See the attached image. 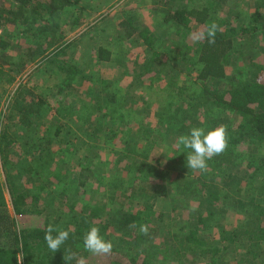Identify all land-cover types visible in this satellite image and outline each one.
Returning <instances> with one entry per match:
<instances>
[{
    "label": "rangeland",
    "instance_id": "1",
    "mask_svg": "<svg viewBox=\"0 0 264 264\" xmlns=\"http://www.w3.org/2000/svg\"><path fill=\"white\" fill-rule=\"evenodd\" d=\"M72 1L76 3L74 7L50 17L42 15L40 19L33 18L27 10L17 11L7 1L2 7L6 13L3 17L14 22L0 28V133H8V142L16 136L15 144H8L14 153L10 154L13 156L7 168L15 184L26 186L31 193H37L43 182L54 181L40 192L37 212L26 216L27 226L54 222L62 225L67 221L64 216L70 206H74L76 215L86 208L103 206L104 213L119 206L137 211L139 204L151 203L149 197L159 193L153 205L156 215L161 217L152 240L154 245L165 244L167 237L182 234V228L197 210V203L190 196L179 194L177 175L184 174L182 168L190 179L201 177L203 172L187 167V153L175 147L180 136L175 128L160 129L162 111L175 110L174 104L180 97L186 103H201L194 112L186 113L188 108L179 102L182 107L178 117L192 115L194 120L188 122L184 134L193 127L227 129L239 122L236 115L204 104L201 86L195 82L199 69L197 29L193 28L182 39L174 34L176 30L169 23L163 22L166 9H199L208 0ZM257 3V0H243L230 11L220 10L217 16L240 27L246 25ZM260 8L264 16V8ZM130 17L137 18L138 25L148 27L154 34V49L159 54L156 59L150 60V50L137 36L125 39L119 23ZM41 45L44 52H40ZM99 48L111 52L110 62L97 60ZM234 51V73L247 75L253 71V65L255 70L258 65L264 67V29L241 34L234 43ZM101 81L109 87L103 88ZM179 89H185V93L181 94ZM19 90L27 97L42 96L47 100L43 112L34 115L27 127L14 122L7 111ZM245 149L247 153L262 152L250 144L241 145V150ZM34 165L43 172H34L31 183L25 173ZM82 169L89 170L90 177L78 189L76 178ZM156 171L161 175L150 178ZM244 171L251 172L246 162L237 167L235 175L244 180ZM58 173L66 175L52 180ZM206 173L211 174V170L207 168ZM219 180L217 177L216 182ZM0 182L5 184L1 165ZM112 186L118 189L113 190ZM130 187L137 191L134 195L126 191ZM231 189L234 191L235 187L232 185ZM5 200L11 209L6 189ZM30 203L31 200L28 208ZM215 206L218 212L200 228L199 235L223 246L226 244L220 243L219 227L232 232L241 226L246 215L229 204ZM91 222L99 226L104 219ZM104 238L114 243L120 234L109 228L104 231ZM229 247L223 257L224 264H237L236 255H243V250ZM125 258L120 251L109 255L90 253L82 262L111 264L115 260L125 262Z\"/></svg>",
    "mask_w": 264,
    "mask_h": 264
},
{
    "label": "trees",
    "instance_id": "2",
    "mask_svg": "<svg viewBox=\"0 0 264 264\" xmlns=\"http://www.w3.org/2000/svg\"><path fill=\"white\" fill-rule=\"evenodd\" d=\"M6 1L11 3L17 11L27 10L33 18L37 17V19H40L42 15L49 17L56 15L76 4L72 0ZM6 1L0 0V28L14 23L10 18L3 17L6 13L3 12L2 7L6 5L4 3ZM241 1L243 0H208L206 6L199 9L175 7L166 9L168 11L163 18V22L169 23L176 30L174 34L183 37L182 39H186L193 28L197 29V35L200 37L201 33L206 34L207 27L211 23L215 22L219 26L214 43L210 44L206 38H199V45L196 48V65L199 69H197L195 82L201 86L205 105L209 104L218 111H228L239 118L237 125L226 129L228 146L225 151L210 160L208 168L211 174L203 172L201 177L190 179L182 168L184 174L177 175L176 187L179 194L188 195L197 203V210L187 220L185 228H182V234L167 237L163 241L166 242L165 244L154 245L152 238L157 230L155 225L161 217V214L156 215L154 211L153 202L159 195L155 193L156 196L152 194L149 197L151 203L139 204L137 211L125 210L124 207L119 206L104 213L103 206V208H86L85 212L76 215L74 206H70L68 213L64 216L67 221L62 225L60 222L53 224L60 230L68 231L69 238L60 250L55 253L50 252L44 239L49 224L27 226L26 216L37 212L35 209L39 206L40 192L48 183L52 186L54 181L43 182V186L36 189L37 193L27 191L26 186L16 185L7 168L13 156L10 154L14 153L9 150L8 144H15L16 136L14 135L8 142V133L2 135L0 133V165L5 176V184L0 182V264H17L16 256L20 252L24 255L23 264H83L82 259L90 254L84 249L83 237L92 226L100 230L103 238L104 231L109 228L120 234V238L112 242L115 245L112 251H120L126 257V261L115 260L111 264H199L200 262L224 264L223 257L229 251V246L243 250V255H236L237 264H264V67L258 65L255 70L253 65V71L247 75L242 72L234 73L232 69L234 43L237 38L241 34L252 31L256 33L264 29V16L260 8H264V1L257 0L255 12L249 15L246 25L240 27L223 21L217 16L220 10L230 11ZM119 28L125 39L137 36L142 41L151 52L150 60L159 56L154 49L156 42L154 34L148 27L138 25L137 18L130 17L120 21ZM42 46H40V52L45 51L42 50ZM96 58L99 62H109L111 52L108 49L99 48ZM144 70L143 73H146L148 67ZM208 82L212 85L207 86ZM101 85L105 89L109 87L105 81H101ZM179 91L181 94L185 93V89H179ZM36 98L30 95L27 97L20 90L15 92L12 103L7 108L8 114L15 119L14 122L27 127V122L29 123L34 115L43 112L42 108L47 105V100L42 96ZM181 101L188 108L186 113L194 112L193 109L201 106V103H191V101L186 103L180 97L174 104L175 110L162 111L164 113L161 121L163 123L160 124L161 130L167 131L173 127L176 135H182L185 133L188 122H194L192 115L189 118L178 117L177 113L182 107L179 103ZM245 144L257 146L262 149V152L247 153L246 149L242 151L241 145ZM23 162L26 163V159H23ZM242 162H246L248 171H251L243 172L244 180L235 175V170ZM37 167L34 165L26 169L25 174L27 179H31V183H34V172L38 171V174L43 172ZM65 175V173H58L52 177V180ZM160 175L161 173L156 171L150 178ZM89 177V170L80 171L76 178L78 189L85 186ZM217 177L220 179L219 182H216ZM207 179L210 180L209 183L206 182ZM232 185L235 187L234 191L231 189ZM5 189L10 196L11 209L7 207ZM111 189L117 190L118 187L112 186ZM134 190L133 187L126 189L131 195L137 192ZM249 193L252 194L249 195ZM61 194L65 197L63 193ZM29 200H31L30 208H28ZM218 203L221 206L229 204L244 216L246 215L241 226L232 232L224 229L223 226L219 227L220 243L226 244L223 246H220L219 242L213 244L199 235L200 228L212 221L218 212L215 206ZM40 213L41 211L38 214ZM102 218L104 225L101 223L96 226L91 222V220ZM141 225L147 226L146 234L141 233ZM107 240L110 241V238Z\"/></svg>",
    "mask_w": 264,
    "mask_h": 264
},
{
    "label": "clouds",
    "instance_id": "3",
    "mask_svg": "<svg viewBox=\"0 0 264 264\" xmlns=\"http://www.w3.org/2000/svg\"><path fill=\"white\" fill-rule=\"evenodd\" d=\"M219 26L213 22L207 27V32L201 33L199 38H206L208 42L214 43ZM228 146L227 130L225 126H218L209 130L204 127H193L187 134L180 135L175 147L187 153V167L192 170L206 172L208 161L214 156L222 154ZM141 233H147L146 225L140 226ZM55 233V235H53ZM69 238V232L60 230L55 225L49 224L45 233V242L50 252L55 253L65 244ZM83 246L87 252L93 255H109L112 253L113 244L105 240L100 230L92 226L83 237ZM22 252L16 256L17 264H23Z\"/></svg>",
    "mask_w": 264,
    "mask_h": 264
},
{
    "label": "crops",
    "instance_id": "4",
    "mask_svg": "<svg viewBox=\"0 0 264 264\" xmlns=\"http://www.w3.org/2000/svg\"><path fill=\"white\" fill-rule=\"evenodd\" d=\"M110 62V61H109ZM101 63H103V62H101ZM106 63H108V62H106Z\"/></svg>",
    "mask_w": 264,
    "mask_h": 264
}]
</instances>
